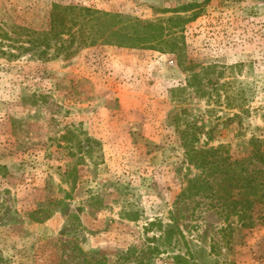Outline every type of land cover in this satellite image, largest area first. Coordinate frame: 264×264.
Segmentation results:
<instances>
[{
    "label": "rangeland",
    "instance_id": "rangeland-1",
    "mask_svg": "<svg viewBox=\"0 0 264 264\" xmlns=\"http://www.w3.org/2000/svg\"><path fill=\"white\" fill-rule=\"evenodd\" d=\"M53 3L118 17L48 59L0 55V264H264V203L226 220L218 199L179 198L186 129L264 170V0H0L1 25L48 30ZM150 22L172 51L82 40ZM204 68L206 93L188 86Z\"/></svg>",
    "mask_w": 264,
    "mask_h": 264
},
{
    "label": "trees",
    "instance_id": "trees-1",
    "mask_svg": "<svg viewBox=\"0 0 264 264\" xmlns=\"http://www.w3.org/2000/svg\"><path fill=\"white\" fill-rule=\"evenodd\" d=\"M52 8L49 16L50 28L48 30L26 28L29 30L28 38L23 37L24 27H20L22 33L16 30L10 32L0 22V55L13 59L21 56L23 52L36 51L34 53H37L38 58L48 59L49 51L53 47L57 51L56 55H59L61 51L66 49L67 42L69 44L77 42L80 34L79 32L76 33V31H83V22L85 23L86 20L89 23L90 20L96 21L105 16L111 19L118 17L109 12H101L92 7L78 4L62 5L53 3ZM68 15H72V17L68 18ZM69 22L72 24L69 25ZM75 26H78L76 31L74 30ZM134 26L133 33L117 29L111 30L109 34L103 32L99 35L82 32L84 36L82 40L85 44H96L102 40L105 44L121 47L137 49L139 47H158L161 51H166L167 48L172 51L178 45L176 41L172 42L165 38L168 28L163 22H150L143 26H138V24ZM11 33H16V36H12ZM66 35H69V39L64 38ZM53 41L59 42L54 45L52 44ZM157 45L162 46L159 47ZM209 69L204 68L201 73L192 74L188 80L189 88L206 93L202 80L209 73ZM196 79L201 80V82H194ZM227 107L228 109H233V105L230 102H228ZM198 133V131L191 133L189 129L181 132L186 160L190 166L189 170L191 171V167H193L197 170V173L192 176L187 174L186 186L180 193L179 198L208 197L218 199L226 220L230 219L231 215L234 214V210L236 211L239 206L243 208L239 212V214H242L241 217L243 219L249 217V212L254 211L255 206L264 203V170L261 172L259 170L258 172H249L246 160L235 159L230 154L229 148L223 144L219 146H197L196 143L200 141ZM63 138H69V135H64ZM255 142L261 143L256 138ZM253 157L264 165V147L262 148L261 144L258 145ZM237 188L241 192L240 201L238 202L234 197V192ZM152 224L154 225L155 223ZM162 228L164 229V226ZM175 230L173 227L164 230V238L165 240L167 239L168 244L172 245L175 238ZM188 261L189 259L179 255L177 256L176 264H188Z\"/></svg>",
    "mask_w": 264,
    "mask_h": 264
}]
</instances>
